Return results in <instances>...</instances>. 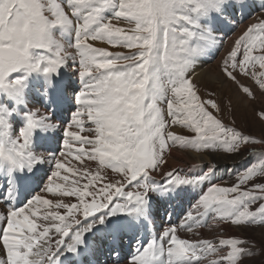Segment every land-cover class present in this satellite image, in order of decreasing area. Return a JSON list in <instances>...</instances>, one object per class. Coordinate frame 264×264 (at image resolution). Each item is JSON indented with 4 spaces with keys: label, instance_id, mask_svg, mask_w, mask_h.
Wrapping results in <instances>:
<instances>
[{
    "label": "snow or ice",
    "instance_id": "1",
    "mask_svg": "<svg viewBox=\"0 0 264 264\" xmlns=\"http://www.w3.org/2000/svg\"><path fill=\"white\" fill-rule=\"evenodd\" d=\"M236 6L244 7V0H0V168L9 184L0 198V264H59L64 253H87L85 236L109 216L141 212L149 193L167 195L183 186L210 184L211 164L200 175L174 169L160 181L153 178L166 162L165 151L177 142L208 150L224 146L229 153L244 150L242 145L252 138L213 115L209 106L216 111L219 106L211 98L201 100L191 75L202 57L222 46L214 25ZM120 18L134 27L126 31L111 23ZM57 31L65 39L74 36V43L66 39L65 47L55 38ZM98 39L130 51L109 52L89 43ZM258 49L264 53V18L234 42L221 69L226 80L252 99L253 87L264 91V54L253 55ZM69 61L81 88L74 98L77 110L64 131L63 150L58 156L34 153V133L57 127L51 111L21 113L24 126L16 133L11 117L32 73L44 76L42 87L49 96L56 87L53 75ZM241 76L250 78L253 87L242 84ZM259 116L264 120V110ZM177 124L189 127L192 138L169 130ZM49 159L53 170L41 194L20 207L10 203L17 184L24 188L37 179L40 169L34 166ZM89 161L98 162L94 174ZM99 169H111L119 179L105 181ZM17 171L25 174L16 176ZM238 176L239 183L231 188L208 186L192 206L237 227H264V153ZM249 181L252 188L242 190L240 185ZM131 187L136 191L127 190ZM187 221L189 231L200 222L191 212ZM218 247L226 255L213 264H252L248 258L255 255L254 246L248 240L232 234L218 244L190 242L177 234L175 225L138 250L132 264H200L204 253H215ZM261 252L264 264V243Z\"/></svg>",
    "mask_w": 264,
    "mask_h": 264
},
{
    "label": "rangeland",
    "instance_id": "2",
    "mask_svg": "<svg viewBox=\"0 0 264 264\" xmlns=\"http://www.w3.org/2000/svg\"><path fill=\"white\" fill-rule=\"evenodd\" d=\"M106 15H111V13H107ZM260 18H264L263 13H258L256 15L255 23ZM111 23L112 24L115 23L117 27H121L125 29L126 31L130 29L131 27H134V25H129L127 21H125L123 18L112 19ZM56 33L59 34L58 31ZM59 38L63 40L62 42H65V38L61 37L60 34H59ZM67 38L68 37H66V39ZM71 40L74 41V36L73 38L71 37ZM89 43H92L94 47L104 48L105 50L109 52H122L124 54H127L130 51L128 49H123L117 46H110L106 40H99V39L95 41L90 40ZM68 50L72 52L75 51L74 48H71ZM260 54H264V53H261L259 49L253 52L254 56L260 55ZM239 58H242V51H241V56ZM255 70L259 71L258 64ZM38 74L39 73L34 72L28 77V79H30L31 77L36 78L38 77ZM61 74H63L64 76L67 74V76H70V78L76 80L77 89H76L75 94H78V92L80 91L81 82L75 70V65L71 61L67 62L65 66L59 69L58 74H54L53 77L56 79L60 78ZM240 81L242 84L246 86L253 87L254 82L250 78H245L241 76ZM194 82L198 88V95L200 96L201 100L206 101L209 98H211L219 106V111H216L215 109H211L209 106V110L212 111L213 115H215L217 119H220L225 126L235 128L236 130L241 131L243 134L249 135L252 139L246 146L242 145L244 150L240 151L239 153H235V152L229 153L225 150L224 146H221L218 149L208 150V149H204L200 147L199 145L184 146L182 143L177 142L176 144L171 145L170 148L165 151L164 157H165L166 163L161 164V166L155 170V172L153 173L154 174L153 178H155V175H156V178L159 179L160 181L163 179L164 173L170 170H174V169L185 170L184 172L180 173L181 175L185 174V172L189 173L190 175L192 174L200 175L201 173L205 171L204 169L200 170V168L196 167L195 170H193L192 172H189V169L191 168V164L183 160L179 162L180 160L175 159L178 157V155H181L184 153H192L198 156L199 155H210V154L220 155V156L225 157L228 160L230 159L234 160L232 161L234 163L233 166L232 167L228 166L225 169L226 170L225 174L222 175L221 178L219 177L220 179L217 178V180L211 181L210 184L206 183V186H203V187L205 189V192L207 190L206 187L210 185L231 188L239 183L240 177L238 176V174H242L247 163H249L252 159H255L257 162H259L260 154L264 153V143L259 142L260 139L264 137V120H262L259 116V113L262 110H264V91L259 90L258 87H253L255 99H252L250 97H246L245 95L241 94L238 91L237 86L231 81H228L231 86L228 88L226 92L221 91L217 85L208 87V86H204L202 82H197V81H194ZM234 91H238L240 95L244 99L247 100V103L244 104L241 101V102H238V105H237V102H236L237 100L236 99L234 100L233 98ZM1 97H2V94H0V99ZM164 108L166 109V105L164 106ZM169 130L173 131L177 135L185 136L186 138H192V136L194 135L189 127L179 125V124L171 126ZM173 162L175 164L177 163V165H174V167L170 165V163H173ZM88 165L90 166L89 168L91 169L93 174L99 168L98 162L89 161ZM206 168L208 169V167H205V169ZM99 170L101 172V175L104 177L105 181L109 178L119 179V174L116 172H113L111 169H99ZM212 174H213V179H216V175H215L216 172H213ZM256 182H260V180L256 179ZM83 183L84 181L82 180L81 185ZM185 187H192V186H185ZM240 187L242 190L245 188L251 189L252 181H249L246 184H241ZM127 190L136 191V188L131 187V188H128ZM39 194H41V192ZM256 194L259 195V193H256ZM233 195L234 194L230 193L229 198H232ZM151 197H152V193H151ZM45 198H51L50 194H46ZM67 198L69 199L68 201L70 202H73V203L76 202L75 199L72 197H64L63 199L66 200ZM119 202H122V201H119ZM196 204L197 203H195L194 205ZM254 207L255 205L250 206V208H254ZM194 208H195V211L192 213V215L194 218L200 221L201 224H198V223L195 224L192 230L189 231L184 227V224L186 222H189L187 221V217L179 220L176 227H177V234L181 238L188 239L190 242H196L199 240H209L213 242L214 244H218V241L220 239L227 238L229 236L227 232H223L220 229V224L224 223L225 226L230 231L235 232V235L238 238L248 240L249 246H254L253 250H254L255 255L249 257L248 260L251 261L252 264H260V261L262 259L261 244L264 243V227H260L258 225H250L247 228L237 227V226L231 225L229 221H222L219 218V216L214 213H209L206 219L204 220L202 217V210H204L203 207L201 206V207H194ZM61 214L62 215L65 214V211H62ZM122 216H125V215L121 214V215H116V216H109L107 220L105 221V224L109 222L112 223V221H114L116 218H120ZM204 221H206V223ZM105 224H97L96 226H101L104 229ZM224 255H226V253L221 251V249L218 247L215 253H207V252L204 253L201 256L200 264H213L214 261L219 260ZM123 264H132V261L125 262Z\"/></svg>",
    "mask_w": 264,
    "mask_h": 264
},
{
    "label": "bare ground",
    "instance_id": "3",
    "mask_svg": "<svg viewBox=\"0 0 264 264\" xmlns=\"http://www.w3.org/2000/svg\"><path fill=\"white\" fill-rule=\"evenodd\" d=\"M244 5V7L236 6L234 8H229L225 13V16L221 18V21L217 22L214 25V27L217 29V43L219 45L222 41V46H218L216 48L211 49L206 56L202 57L200 63L195 68L194 73H192V78L194 81L202 82L204 86L208 87L217 85L223 92H226L231 86L222 74L221 67L223 60L228 55L229 51L234 47V42L239 39V37L246 31L249 25L255 23L256 17L251 18L252 13L256 11H262L261 13L264 14V0H252L246 2ZM113 25L116 26L115 23H113ZM225 38H228L226 42H224ZM65 47H67V45H65ZM233 98L234 100H237V105L238 102L241 101L244 104L247 103V100L244 99L238 91H234ZM175 159L180 160L179 162L183 160L187 163H190L191 168L189 169V172L195 170L196 167L200 168V170L204 169L205 171H207V168L205 169V167H209L210 164L214 165V172H216V178H219L224 175L226 171L225 169L228 166L232 167L234 164L232 162L234 160H228L223 156L211 154L198 156L192 153H184L178 155V157ZM170 165L174 167V165H177V163L175 164L173 162L170 163ZM88 167L90 166L88 165ZM184 192L194 195L199 193L201 195L203 194V192H205V189L203 185L200 188H197V190L193 188L184 189L180 187L175 189L173 192L168 193L167 195L158 194L159 197H157L155 204L159 205L161 200H173L177 203V205H180V203L175 198L179 197ZM68 200L69 199L67 198L65 202H69ZM60 211L62 212L64 210ZM146 212L147 211L145 210L144 213ZM220 229L223 232H227L228 235L235 234V232L230 231L224 223L220 224Z\"/></svg>",
    "mask_w": 264,
    "mask_h": 264
}]
</instances>
